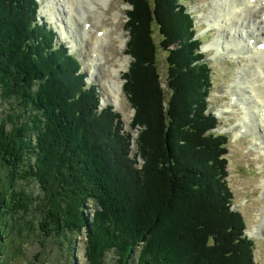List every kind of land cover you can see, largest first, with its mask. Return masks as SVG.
<instances>
[{
  "label": "trees",
  "instance_id": "1",
  "mask_svg": "<svg viewBox=\"0 0 264 264\" xmlns=\"http://www.w3.org/2000/svg\"><path fill=\"white\" fill-rule=\"evenodd\" d=\"M125 1L133 60L124 91L132 128L143 127L142 168L132 130L112 106L101 108L77 55L38 21L39 2L0 0V96L12 105L0 118V264L21 251L26 229L67 251L84 229L87 264H107L110 253L120 264H255L225 180L229 137L212 131L218 119L207 111L213 70L194 18L180 0ZM161 47L169 95L159 80Z\"/></svg>",
  "mask_w": 264,
  "mask_h": 264
},
{
  "label": "rangeland",
  "instance_id": "2",
  "mask_svg": "<svg viewBox=\"0 0 264 264\" xmlns=\"http://www.w3.org/2000/svg\"><path fill=\"white\" fill-rule=\"evenodd\" d=\"M40 4V14L45 18L52 27H56V21L52 19V15L43 13L45 3L52 5V0H42ZM62 8L59 12L61 14V24H70L68 21L72 17V11L67 8L62 2ZM99 6V11L103 10L101 17H96L91 13H86L84 16L88 22L95 26V31L91 37H87L83 33V27L86 28L87 21H79V25L72 21L71 29L67 25V32L70 34L74 42L66 39L65 33L61 27L57 29V39L62 43L68 44L72 53L74 52L82 64L80 72L86 73V82L88 86L96 85L99 88V95L101 97L100 104L102 108L112 106L115 112H119L122 116L125 129L133 132L132 151L131 154L136 158L139 168H142L145 160L138 152L136 139L139 136V131L143 128L137 125L132 128L131 124L135 116V108L129 100L127 93L124 91L125 73L129 71L132 55L127 53L129 35L125 27L126 18L128 19L127 9L129 2L124 0H109L107 5L96 2ZM187 9L193 18L195 16V23H193L192 30L198 34L202 39V47L205 49V58L210 63L213 70V90L208 97L209 107L208 112L212 113L218 119L216 128L212 131L226 134L229 137V154L228 156V175L225 177L226 182L233 192L234 199L232 200V207L241 212L246 222V233L254 240V258L255 264H264V131L263 123L254 108L249 107L250 89L240 88L239 83L242 79L244 69L249 65V59L244 57L227 58V52H218L209 48L214 46H226V40L229 38L226 27L222 32L214 28L213 14L214 2L213 0H186ZM184 5V4H183ZM232 6V5H231ZM61 7V6H58ZM47 9V8H45ZM48 11V10H47ZM94 19V20H92ZM55 21V22H54ZM176 21L179 19L176 17ZM67 22V23H66ZM83 22L85 23L83 26ZM90 23V24H91ZM54 27V28H55ZM98 27V28H97ZM108 27L109 34L100 41H95L99 31L105 30ZM257 28V26H256ZM100 29V30H99ZM99 30V31H97ZM220 32V33H219ZM102 36V35H100ZM154 37L157 42L160 40L158 29H155ZM223 37V38H221ZM246 39V37H243ZM263 38L261 36L257 37ZM77 41V43H76ZM259 41V40H258ZM96 43V45H95ZM237 44L242 45L243 40H236ZM95 46L102 48L104 59L99 60L98 66L93 63ZM207 46V47H206ZM235 45H232V47ZM220 53V55H218ZM223 53V54H221ZM167 50L162 47L159 49V80L163 86L166 95L169 93L168 77H167ZM252 55V54H251ZM251 59V58H250ZM123 65H125L123 67ZM117 69L118 74L114 70ZM110 76H114L123 84L121 87L120 98L113 92L110 82ZM119 83V82H118ZM239 94L238 101L233 99L234 94ZM170 94V93H169ZM168 94V95H169ZM165 97V96H164ZM166 102V101H165ZM244 102V103H242ZM246 103L248 106L246 107ZM166 104V103H165ZM12 109V105L0 96V118L3 113L5 115ZM244 118V119H242ZM253 119V122L250 121ZM248 124L250 126L249 133L245 132L242 136H238L241 126ZM258 124L257 137L261 142L256 143L257 137L252 132L256 131L255 125ZM247 133V134H246ZM262 143V144H261ZM263 145V146H260ZM262 148V149H261ZM154 172H152L153 174ZM35 188H37L36 184ZM28 189H30L28 187ZM141 209L142 217H146L148 213L147 200H143ZM159 204V203H158ZM88 210L85 211L87 224L93 222L94 202L85 204ZM91 208V209H90ZM31 218V216H30ZM145 219V218H144ZM159 221V220H158ZM37 219L34 218L36 225ZM140 226L143 224H139ZM188 226V225H187ZM151 229V227H147ZM248 229V230H247ZM75 234L73 244L68 246L70 251H67V245L61 244V241L56 239L43 238L37 229H26L22 243H20L21 251L11 258V264H87L85 247L86 234L83 232ZM140 244V243H139ZM136 248H141L142 245H135ZM108 255L109 261L107 264H120L116 261L113 253Z\"/></svg>",
  "mask_w": 264,
  "mask_h": 264
},
{
  "label": "bare ground",
  "instance_id": "3",
  "mask_svg": "<svg viewBox=\"0 0 264 264\" xmlns=\"http://www.w3.org/2000/svg\"><path fill=\"white\" fill-rule=\"evenodd\" d=\"M108 1L109 0H52V5L50 4L47 6L49 2L45 3L44 9H42L41 11L43 13L49 12L52 15V19L56 21V25L58 27L60 26L63 33H65L66 39L73 43V37L68 34L66 30L67 25L69 29H71L70 24H72V21L77 25H79V21L81 20L87 21L85 17L80 14L79 11H77V14H75V9L78 10L75 3L81 7L87 6V13H91L96 17H101L103 10L99 11V6L96 4V2L107 5ZM62 2H64L67 8L72 11V17L68 21L70 24L66 22L67 25L61 24L62 17L59 12H61L60 8H62ZM213 2V25L218 27V30L221 32L223 28L226 27L227 34L229 35V38L226 40L225 47L218 46L217 48V45H215L218 52H228L231 51L232 48H234L236 50H239V52L247 54L251 57V59H249V65L244 69V73L239 83V87L242 88L243 86V88L245 89L249 87V89L251 90L250 100H252L253 103H249V107L254 108V112L257 114V117H259L263 123L264 131V50H259L256 45L257 43L259 44L261 43V41H264V32L260 33L258 32V30L255 29L256 26L259 27V25L264 28V21L261 19V17L264 15V5L261 0H255L254 3L250 2V0H213ZM90 23L91 22L87 21L86 28H83V33L85 36L88 35L87 37H91V35H93L94 31L96 30L95 26ZM108 34L109 29L107 27L105 30L99 31L98 36L95 37V41H100L101 38L107 37ZM258 36H261L263 38L258 39ZM238 37L239 40H243L242 45L235 43ZM243 37H246V39H244ZM251 38H255L259 41L256 42L255 45H250L249 40ZM232 45L235 46L232 47ZM95 48L96 55L94 54L93 63L95 64V66H98L99 60L101 58L104 59V54H102V48H99L98 46H95ZM124 66L125 65H123V67ZM114 71L116 74H118L117 69ZM108 81L110 82L109 84L111 85L113 92L117 95L118 98H120V95L122 93L121 87L123 88V84L114 76H110V79ZM236 95H238L237 98L235 97L233 99H237V102L239 94L237 93ZM259 110L261 111L259 112ZM250 121L253 122V119L250 118ZM244 125H246L247 132L249 133L250 126L245 123ZM241 132V130L238 131L239 135L242 134ZM261 144L260 146H263Z\"/></svg>",
  "mask_w": 264,
  "mask_h": 264
}]
</instances>
